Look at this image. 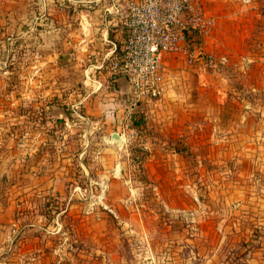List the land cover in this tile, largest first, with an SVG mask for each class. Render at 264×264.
Instances as JSON below:
<instances>
[{"label": "rangeland", "instance_id": "rangeland-1", "mask_svg": "<svg viewBox=\"0 0 264 264\" xmlns=\"http://www.w3.org/2000/svg\"><path fill=\"white\" fill-rule=\"evenodd\" d=\"M117 2L124 18L126 0ZM238 3L237 12L245 16L251 0ZM258 11V17L252 15V35L240 43L242 51L229 35L233 21L210 16V32L219 27L226 62L216 65L219 74H204L209 82L204 107L211 115L221 109L234 118L243 107L229 103L231 95L251 97L246 110L259 128L252 135L206 129L199 137H172L149 123L140 136L126 129L121 145L110 141L106 146L96 135H75L70 145L77 160L67 173L61 170V194L47 180L37 184L35 174L26 172L24 158L19 165L24 144L14 145V140L24 143V137L7 140L11 147L6 152L2 136L0 264H264V55L255 56L264 51V14ZM26 43L0 55V64L7 56V64L12 57L13 65L22 66L0 73V82L16 88L12 94L20 96L21 106L41 95L54 74L47 64L33 67ZM212 54L217 61L219 51ZM245 65L251 66L247 72ZM213 80L240 94L229 92L219 109ZM236 81L246 82L245 93ZM5 100L0 94V114L14 110ZM85 143L89 150L81 154ZM132 149L144 151L140 162ZM82 157L86 169L78 163ZM37 159L32 154L31 160Z\"/></svg>", "mask_w": 264, "mask_h": 264}, {"label": "crops", "instance_id": "crops-1", "mask_svg": "<svg viewBox=\"0 0 264 264\" xmlns=\"http://www.w3.org/2000/svg\"><path fill=\"white\" fill-rule=\"evenodd\" d=\"M117 1L0 0V55L4 49H15L18 42L26 41L25 52H31L28 57L33 67L39 69L41 65L47 64L54 71L51 85H45V91L28 100L24 106L19 102L20 96L12 94L16 90L14 85L5 80L0 82V94L7 99L6 107L9 105L15 110L9 108L10 111L0 114V122H4V127L0 126V139L3 136L6 142L24 137V143L19 139L14 140V145L24 144V154L20 157L19 165H22L24 158L26 172L35 174L37 184L42 183L43 179L47 180L45 184L52 185L53 189L57 186L59 194V182L64 183L60 180L63 174L61 170L66 169L64 173H67L71 169V161L76 157L75 148L72 149L70 145L71 137L78 135L92 139L96 135L107 146L111 141V133L116 132L124 143L126 129L133 130L129 126V114L137 104L126 106L124 102L126 97L134 100L130 84L124 76L112 75L110 72V60L119 52L125 37L123 17L119 16L120 6ZM200 2L206 16L233 21L229 35L234 39L235 46L238 43L237 51L240 50V43L246 38L249 40L252 35L253 21L256 20L252 15L258 17L255 13L258 14L264 5V0H251V5L247 7L250 15L247 16L248 11L243 16L237 12L239 0ZM221 38L219 27L202 38L189 33L192 48L206 56H214L212 53L216 50L219 54L223 51ZM261 54L264 55L263 49L255 56ZM221 56L223 54L218 56L217 61L207 64L200 57L189 61L183 55L165 54L161 97L155 102L148 99L137 101L145 112L149 126L172 137H199L206 129L219 134L232 131L233 134L247 135L249 132L252 135L253 131L257 132L258 125L246 110V106L250 105L248 98L251 97L240 96V92L228 89L222 81H212L217 93V107H222V101L231 92L239 96L231 95L228 102L242 106V113L229 118L228 115L224 116L221 109L212 115L205 111L204 90L209 82L204 80V74H219L220 70L215 71L216 65L226 62L220 59ZM12 60V57L8 59L7 64L5 56L0 64V73L21 69L22 66L18 69ZM250 67L245 65L246 72ZM39 85L40 82H37V87ZM236 85L242 92H246V82L240 84L236 81ZM77 108L80 109L79 113ZM226 120L229 122L226 123L229 124L227 130L226 125H223ZM207 125L210 127L205 128ZM1 145H4L6 152L11 147L9 142ZM88 150L86 143L80 146L81 154ZM32 154L37 156V162L31 160ZM50 157L53 159L49 160ZM83 159L78 163L82 169H86ZM72 195L70 192L68 199Z\"/></svg>", "mask_w": 264, "mask_h": 264}, {"label": "built area", "instance_id": "built-area-1", "mask_svg": "<svg viewBox=\"0 0 264 264\" xmlns=\"http://www.w3.org/2000/svg\"><path fill=\"white\" fill-rule=\"evenodd\" d=\"M125 11L127 35L110 60V72L128 80L133 104L161 97L165 54L213 63L211 56L194 50L189 39V33L207 36L213 27L214 19L204 14L200 0H126Z\"/></svg>", "mask_w": 264, "mask_h": 264}, {"label": "trees", "instance_id": "trees-1", "mask_svg": "<svg viewBox=\"0 0 264 264\" xmlns=\"http://www.w3.org/2000/svg\"><path fill=\"white\" fill-rule=\"evenodd\" d=\"M261 12L264 14V5L261 7ZM126 30H125V37L126 38ZM123 40V42H124ZM123 42L121 44H123ZM124 102L126 106H132L133 98L132 97H126L124 98ZM137 106L134 110H132L129 114V126L136 132L137 136H140V134L144 131H146V115L143 109H141V105L136 102ZM131 149V148H130ZM133 151V157L135 161L140 162L143 158L144 151L140 149H132ZM140 153V154H138ZM5 177L1 176V180H3Z\"/></svg>", "mask_w": 264, "mask_h": 264}, {"label": "water", "instance_id": "water-1", "mask_svg": "<svg viewBox=\"0 0 264 264\" xmlns=\"http://www.w3.org/2000/svg\"><path fill=\"white\" fill-rule=\"evenodd\" d=\"M110 140L116 144H119V145H121L123 143L122 139L120 138V136L116 132H113L110 134Z\"/></svg>", "mask_w": 264, "mask_h": 264}, {"label": "bare ground", "instance_id": "bare-ground-1", "mask_svg": "<svg viewBox=\"0 0 264 264\" xmlns=\"http://www.w3.org/2000/svg\"><path fill=\"white\" fill-rule=\"evenodd\" d=\"M121 138V137H120ZM122 139V138H121ZM123 141V140H122ZM119 145V144H118Z\"/></svg>", "mask_w": 264, "mask_h": 264}]
</instances>
